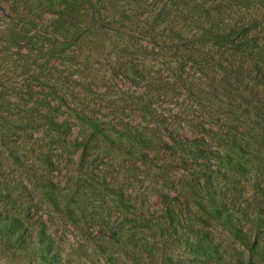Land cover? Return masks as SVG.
I'll return each instance as SVG.
<instances>
[{"label":"rangeland","instance_id":"374dc122","mask_svg":"<svg viewBox=\"0 0 264 264\" xmlns=\"http://www.w3.org/2000/svg\"><path fill=\"white\" fill-rule=\"evenodd\" d=\"M188 2L222 8L217 22L264 36V3ZM195 25L176 0H84L63 16L0 0V182L19 194L16 206L1 208L28 210L53 241L44 259L0 249V264H264V228L251 227L255 212L264 215V174L249 169L225 181L179 153H134L127 142L82 133L77 119L169 142L204 138L223 154H241L232 144L264 153V69L242 39L209 41ZM49 118L68 128L52 130ZM44 182L78 198H91V184L107 195L65 215L40 197ZM187 188L217 194L225 216L242 212L235 223L255 253L196 202L179 195L164 203L163 194Z\"/></svg>","mask_w":264,"mask_h":264},{"label":"trees","instance_id":"16d2710c","mask_svg":"<svg viewBox=\"0 0 264 264\" xmlns=\"http://www.w3.org/2000/svg\"><path fill=\"white\" fill-rule=\"evenodd\" d=\"M84 0H13L17 3L20 9L22 8H36L41 13L53 14V15H65L68 11H74L82 4ZM257 2L264 3V0H256ZM188 0H176V5L180 6L183 11H189L193 13L196 19L195 27L200 32V35L209 40L220 44H228L232 39H242L240 42V48H245L246 51L251 52L257 58L260 67L264 69V36H262L261 30L257 28L252 31H246L245 33L241 31L239 24L233 23L231 21L227 24H220L217 22L216 17L221 16L223 13L222 8L208 9L206 10L204 5L192 4ZM131 14L126 17L130 19L132 23H137L136 17L131 19ZM129 16V17H128ZM153 18V17H152ZM146 21V19H145ZM237 37V38H236ZM260 83H264V76L258 78ZM77 119L82 123L84 129L82 133L86 130L93 132L99 137L112 138L117 142H127L129 143L130 151L134 153H139V151L149 150L154 147L160 148L171 153L181 154V159L185 163L189 161L203 165L208 168L210 173L217 178L224 179L225 181H231V177L227 173L232 175H245L252 169L255 172L264 174V153L259 152L255 155L251 152H247L241 146L226 145L228 147L238 148L241 154L248 155L252 157L251 159L244 160L245 164H242V158L240 155H233L231 152L223 154L220 151L213 150L208 142L204 138H187V137H171V141L163 140L162 138L154 139L149 135H144L137 130H122L117 129L110 123H105L104 125L108 128H101L98 123L92 121L88 117L81 115L77 116ZM48 125L54 131H64L68 128L66 122H59L55 118L48 119ZM108 133V134H107ZM213 167H216L215 169ZM210 175V176H212ZM184 176V175H183ZM182 174L180 177H183ZM85 187V186H84ZM82 187L77 184L78 191H84ZM37 192L40 197L44 199L51 207L61 211L65 215L72 214L75 209H83L87 201L93 198L96 201L104 200L106 197V190L98 187L97 185L91 184L89 186L88 194L91 198L84 199L82 196L77 197V195H82L80 193L71 192L68 188L62 187L54 182H44L36 186ZM190 189V190H189ZM184 193L177 194V197H173L169 194H163L162 199L164 203L168 204L169 199L179 200L180 197L189 201H194L199 206V209L209 215L212 219L216 221L223 222L228 227H230L234 236L241 241V243L255 253V250L250 246L251 238L249 234L243 229H241L235 222L238 220V216H242V212L232 211L227 216L223 214L221 205V200L218 198L217 194L213 192H202L195 190L194 188H187L183 190ZM184 195V196H183ZM17 198L19 194L16 188H12L7 182H0V249L1 252L9 256H17L19 254H29L32 257H40L44 259L47 253L51 255V251L47 246H53V241L47 237V224L45 221H32L28 210L24 212L22 216H19L13 212L5 211L1 208V205L7 208H13L16 206ZM118 203V202H116ZM212 207L207 208V204ZM122 205V203H119ZM238 214V216H237ZM256 220L251 221V227L264 228V215L254 213ZM240 216V217H241ZM51 241V242H50ZM36 245V246H35ZM46 246V247H45ZM46 250V254H43V250ZM42 253L41 256H38ZM56 254V253H54ZM260 261H264V254H257ZM240 264H243L241 262Z\"/></svg>","mask_w":264,"mask_h":264}]
</instances>
